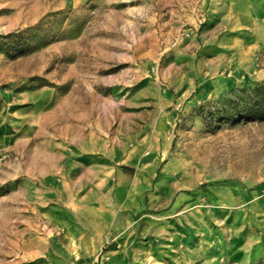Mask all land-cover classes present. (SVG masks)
I'll return each instance as SVG.
<instances>
[{
	"label": "rangeland",
	"instance_id": "374dc122",
	"mask_svg": "<svg viewBox=\"0 0 264 264\" xmlns=\"http://www.w3.org/2000/svg\"><path fill=\"white\" fill-rule=\"evenodd\" d=\"M264 0H0V264H264Z\"/></svg>",
	"mask_w": 264,
	"mask_h": 264
},
{
	"label": "trees",
	"instance_id": "16d2710c",
	"mask_svg": "<svg viewBox=\"0 0 264 264\" xmlns=\"http://www.w3.org/2000/svg\"><path fill=\"white\" fill-rule=\"evenodd\" d=\"M247 91L252 104H256L259 108H261V112L252 110L249 115L254 118H264V83L248 87Z\"/></svg>",
	"mask_w": 264,
	"mask_h": 264
}]
</instances>
